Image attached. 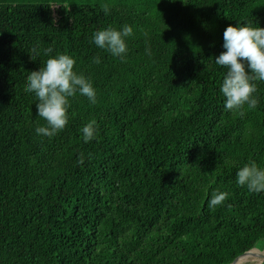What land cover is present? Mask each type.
<instances>
[{
	"label": "trees",
	"instance_id": "1",
	"mask_svg": "<svg viewBox=\"0 0 264 264\" xmlns=\"http://www.w3.org/2000/svg\"><path fill=\"white\" fill-rule=\"evenodd\" d=\"M246 22L264 28V0H0V264H228L264 240V192L236 183L264 167V81L226 111L215 64ZM124 25V59L92 42ZM47 48L97 92L51 138L26 91Z\"/></svg>",
	"mask_w": 264,
	"mask_h": 264
},
{
	"label": "clouds",
	"instance_id": "2",
	"mask_svg": "<svg viewBox=\"0 0 264 264\" xmlns=\"http://www.w3.org/2000/svg\"><path fill=\"white\" fill-rule=\"evenodd\" d=\"M132 34L133 28L130 25H124L122 29L108 27L95 31L92 42L111 55L124 59L127 53L126 41ZM223 39L224 51L215 57V64L227 70L220 85V92L225 97V110L234 111L245 105L255 109L259 104L254 95L257 91L255 82L264 81V28L248 22L229 25L223 33ZM52 51V48L44 50L49 58L38 71L29 73L26 85V91L34 93L38 100L37 120L42 118L46 121V126L37 127L35 131L49 138L67 126L69 98L79 93L93 104L97 101V92L91 80L74 71L75 59L68 54L51 56ZM97 130L95 120L87 123L81 130L84 142L95 139ZM79 162L84 163L83 157ZM236 183L241 187L246 186L251 192H264V167L258 166L255 161L246 163L237 171ZM227 197V192L217 189L211 194L209 206L221 205ZM228 264H264V240L237 251Z\"/></svg>",
	"mask_w": 264,
	"mask_h": 264
}]
</instances>
